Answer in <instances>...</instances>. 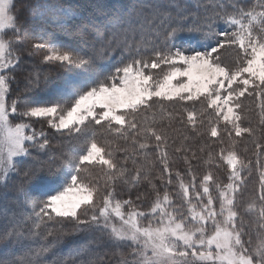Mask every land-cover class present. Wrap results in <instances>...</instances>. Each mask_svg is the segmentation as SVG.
Segmentation results:
<instances>
[{"label": "snow or ice", "instance_id": "obj_1", "mask_svg": "<svg viewBox=\"0 0 264 264\" xmlns=\"http://www.w3.org/2000/svg\"><path fill=\"white\" fill-rule=\"evenodd\" d=\"M13 7V0H0V177L3 178L0 187L7 189L9 177L15 175L22 177L13 194L16 200L28 196L23 181L35 180L37 191L35 205L27 216L5 202L8 193L0 201L3 217L0 239L5 247H19L30 236L47 239L53 236L49 222L58 223L70 217L75 218L77 230L106 231L109 243L114 246L129 242L138 246L139 250L133 248L137 259L129 260L118 253L116 264H176L177 256L183 264H264V172L260 174L258 195L239 209L237 194L245 186L242 173L247 170L250 175L251 171L250 161L238 154L233 137V133L235 137H243L245 133L254 137L259 131L251 121L242 127L245 121L234 108L241 109L240 97L246 92L264 94V0H256L251 6H245L243 0L228 3L212 0L193 6L188 0H142L108 21L107 35L92 30L100 44L90 56H82L56 42L32 44V48L46 51L42 63L103 66L109 55L118 52L119 66L102 79L65 81L55 88L58 99L51 101L29 99L47 79L34 71L25 78L24 107L20 111L19 97L11 103L7 101L15 77L6 73L21 61L14 47L28 33L21 30L22 22L18 14H12ZM9 30L15 34L14 39L6 38ZM178 37L183 39V46L176 48L174 42ZM234 46L240 52L229 55ZM28 55L31 56L30 51ZM161 65L167 66L168 71L155 79L150 71H145ZM178 77L186 79L174 85L172 82ZM165 101L200 103L201 112L211 109L215 118L206 130L208 135L219 137L218 126L223 121L224 132L232 143L227 155L223 148L218 154L230 169L229 182L222 185L209 171L197 183L196 177L190 175L191 170L186 169L190 175L186 184L177 170L175 178L182 201L175 207L168 192L165 190L161 196L156 188L152 179L155 165L149 160L148 150L158 152V162L165 174L159 178L167 188L172 184L173 172L169 167V138L163 122L167 120L170 124L179 118L182 125L200 129L204 121L201 115L198 123L197 109L192 106L182 108L174 117L172 112L163 110ZM153 107L160 109L159 114L153 112L151 119L143 115ZM10 116L20 117V122L13 124ZM32 121H43L56 131L67 130L80 137L82 143L60 160L67 180L57 168L50 166V161L33 156L26 146L31 145L39 154L49 144L46 133L42 129L37 132ZM259 123L264 125V104L260 106ZM96 125L100 126L99 130ZM105 135L131 142L130 148L120 149L125 153L122 161L114 159L110 142L100 139ZM255 146L258 150L264 147L260 143ZM183 150V145L174 149L176 153ZM211 159L210 153L209 163ZM129 160L133 165L131 170L127 167ZM185 162L190 163L186 157ZM89 167L105 169L102 192L89 174ZM117 182L130 189L146 182L156 193L148 212L136 209L131 196L127 200L115 199ZM212 190L218 194L216 198ZM73 191L80 195L70 200L68 193ZM96 195H100L102 204L98 213L89 216L88 212L95 208ZM140 199L137 195L136 200ZM82 206H87L80 213L85 219L78 215ZM125 206L130 210L125 212ZM245 214L252 219L246 221ZM148 215L156 217V226L152 222L148 226L140 224L139 218ZM113 217L119 218V226L111 222ZM190 224L196 226L188 227ZM253 235L257 237L255 245ZM58 241L56 237L55 242ZM177 244L184 250L177 251ZM198 247L202 250L197 251ZM49 254L57 255L54 242L29 248L22 262L13 259L11 264H44L42 258ZM69 254L80 257L79 264H113L105 258L107 253L90 243L71 248ZM189 256L191 260L186 259ZM0 264L5 261L0 259ZM53 264L64 262L56 260Z\"/></svg>", "mask_w": 264, "mask_h": 264}, {"label": "rangeland", "instance_id": "obj_2", "mask_svg": "<svg viewBox=\"0 0 264 264\" xmlns=\"http://www.w3.org/2000/svg\"><path fill=\"white\" fill-rule=\"evenodd\" d=\"M105 0H13L14 7L12 8V14H18L19 16V22H22V28L21 30L23 32L28 33L27 37L23 40V42L19 45H16L14 47V51L21 55L22 59L21 61L15 66L14 69L10 70L6 74H9L11 76L15 77V82L11 83L10 87V93L7 97L8 103H11L12 100L20 98L17 101V108L18 111L22 110L24 107L23 99H24V92L23 89L25 87V78L28 77V75L34 71L40 72L42 75H46L47 79L41 84L39 90L35 93L38 94L40 90L43 88L44 91H50L48 92L47 96L50 100H57V94L55 92L56 86L63 84L67 80H73V82L77 81H83L88 80L92 81L97 79H102L100 76L105 75L109 73L114 67L119 66L117 63L116 57H118L119 53L117 52L115 55H109L107 60L104 61L103 66L101 65H95V66H84L80 64H59V63H42V57L46 54V51L44 49H34L31 47L32 44L40 43V44H50L52 42H56L57 44L64 45L68 49L75 50L79 53L78 49L76 48L79 45H84L87 47H91L93 50L96 45L100 43V40H96L97 38L92 35V30H97L98 32L103 31L105 29V21L106 16L111 13L115 5H119L118 3L109 2L107 4L104 2ZM127 3H134V0H123ZM250 2L252 0H243L244 5L248 4L247 2ZM90 2L86 8H83L82 3ZM142 2V1H141ZM206 2H212V0H188V3L190 6H193L197 3H206ZM215 2L219 3H228L229 0H215ZM256 0L249 3L248 6H251L253 3H255ZM136 5V4H135ZM231 10V9H229ZM103 22V23H102ZM93 23H102L105 25L97 28L92 26ZM220 27H223V25H220ZM80 37L83 38V40L77 42V38ZM6 38L14 39L15 34L12 33L10 30L6 33ZM139 40V37L136 38ZM78 43V44H77ZM183 46V39L178 37L174 42V47L179 48ZM91 50V52H93ZM31 52V56L28 55V52ZM222 52L224 50H221ZM240 50L236 48L235 46L233 49L229 50V55H235L239 53ZM80 54V53H79ZM88 56V55H86ZM222 59H224V56H222ZM109 63H108V62ZM108 63V65L106 64ZM103 68H107L108 70L106 73H102L101 70ZM146 72H151L153 75V78L160 76L162 72L168 71L167 66L161 65L160 68L157 69H146ZM23 78V80H22ZM186 78L178 77L177 80H174L172 83L174 85L178 83H182L185 81ZM235 87V85H233ZM259 91V90H257ZM249 92H251V88H249ZM32 94V95H33ZM29 99H32L31 96ZM155 99V98H154ZM253 103H255V108H258L257 114L260 118V106L264 104V94L262 95H256L253 93L252 95H249L248 92L245 93L243 97H240V105L241 109H235L234 111L238 112L242 120H244L245 124H248L247 121H250L249 117L252 113H249L250 109L253 106ZM178 105V104H177ZM192 106L197 109V117L199 118L203 117V112H201V104L196 103L192 104L191 102H185L183 107ZM182 107V108H183ZM179 106H176L175 104L171 102H164L163 110L165 112H172L174 117L177 116L176 113L181 112ZM211 110V109H210ZM100 109L97 108V112H99ZM155 112L159 114L160 109L158 107H153V109L147 113H144L143 115H146L149 119L152 118V113ZM211 115L212 114L211 110ZM10 120L13 124L20 122V117L18 116H10ZM173 120H176L173 119ZM169 124L167 120L163 122V127H168V131L166 130V134L170 140L176 141L173 137V134H170V128L176 126L178 128L179 124H174V121ZM32 127L37 131H41V129L46 133L47 138L49 140V144L46 149H44L39 154L33 149L31 145H26L29 147L30 151H32L33 156H37L45 161H50V166L57 168L64 176L65 180H67V175L64 170L63 165L60 164V160L62 158H65L67 155L72 154V149L78 147L82 142L80 140V137L76 133H70L67 130H61L56 131L52 129L47 123L43 121H32ZM102 123H104L102 121ZM222 124H224L223 121H221ZM244 123L241 124L242 127L244 126ZM98 130L100 129L99 125L95 126ZM181 136V132H180ZM113 139H120L112 135H106L100 137L101 140H108L109 138ZM108 138V139H107ZM123 141V139H121ZM169 140V141H170ZM42 142V141H41ZM172 142V141H170ZM131 146V142H128ZM118 143H112L110 142V148L114 153V159L120 161L118 158L119 154L122 152L118 149ZM114 146V147H113ZM149 151V158L151 156L152 152L156 151ZM158 154V152H156ZM151 162L155 165H157V161L152 158ZM156 165L153 167V169L156 172ZM17 167H19V164H17ZM89 174L93 178V180L98 182V187L101 189V192L103 191L106 175H105V169L102 168H91L88 169ZM202 178V176H201ZM3 178L0 177V180ZM22 182L21 176H15L11 175L8 179V187L7 189L0 187V201L5 200V193H8L6 197V203L14 210L19 212L23 216H27L31 213L34 205H35V191H37L35 185V180L33 181H23L24 183V189L25 191L28 190V196L27 198H24L22 200H16L15 196L13 195L15 193L16 185L20 184ZM125 185V184H124ZM65 186H67V183H65ZM115 186H120L118 183ZM126 186V185H125ZM117 190V187H116ZM80 193L73 191L68 193V199L74 200L79 197ZM218 195V194H217ZM182 201V196H181ZM196 203V202H194ZM101 199L100 195L94 196V205L95 208L88 212V215H92L94 212L98 213L99 208L101 207ZM218 207V202L217 205ZM87 206H82L80 210H78V215L83 211V209ZM130 209L128 206H125L124 211L127 212ZM142 212H148L139 210ZM169 211H172V208H169ZM81 219H85L86 217L80 215ZM246 221L251 220V218L247 217L245 218ZM3 217L0 216V237L3 235ZM112 223H115L117 226L120 225V221L118 217H113ZM139 222L142 226H148L150 222H152L153 226H156V217L152 215H148L146 218L141 217L139 218ZM196 225H188V227H195ZM49 228L53 231V236L47 237V239H41L35 236H30L26 240L22 241V243L26 244V247L29 248H37L41 245H46L49 242L55 243V251L57 255L52 256L49 254L48 256L43 257L44 264H53V261L60 260L63 261L64 264H79L80 257H72L70 256L69 252L70 249L79 245V244H85L90 243L96 246L97 250L101 252L107 253L106 259H111L113 264H116V261L119 259L118 253H122L124 257H126L129 260L137 259V257L133 254V248H137L139 250L138 246L132 244L131 242L126 244H121L119 247L114 246L109 243L107 239V232L104 231H98L95 229H84L81 228L80 230H77L76 227V220L75 218H62L61 222L53 223L49 222ZM207 231L210 234L212 231V226L209 223L207 225ZM59 237V241L55 242V238ZM247 238V237H246ZM252 242L253 245L257 242V237L255 235L252 236ZM4 245V242L2 239H0V247ZM5 246V245H4ZM14 246V245H13ZM183 246L181 244H177V251H183ZM199 247L197 248V251H201ZM190 251V250H189ZM151 255V252L148 253ZM191 260V256L188 258ZM3 260V259H2ZM5 260V259H4ZM171 264V262H169ZM176 264H183L182 259L177 256L176 257ZM195 264H199V262H195Z\"/></svg>", "mask_w": 264, "mask_h": 264}, {"label": "trees", "instance_id": "obj_3", "mask_svg": "<svg viewBox=\"0 0 264 264\" xmlns=\"http://www.w3.org/2000/svg\"><path fill=\"white\" fill-rule=\"evenodd\" d=\"M115 1H116L115 3H118L119 5L118 6L115 5L111 13L106 16V21H105L106 24L108 23V21L112 20L116 16L132 8L133 5L141 3L142 0H134L135 2L132 4L124 2L123 0H115ZM104 2L109 4V2L114 3V0H105ZM250 2L248 1L247 2L248 4H246V6H248ZM89 3L90 2L82 3L83 5L81 6H83V8H86L88 5H90ZM102 23L100 24L93 23L92 26L99 28L102 25L103 26L105 25V23L104 24ZM99 33L101 35H107L105 29L101 32L99 31ZM82 40H83L82 37H80L79 39L77 38V42L80 41L81 43ZM96 40H98L99 42L98 38ZM98 46L99 45L97 44L96 47ZM76 48L78 49L80 55L82 56H86V55L90 56L92 54L91 47L78 44ZM108 63L106 64L108 65ZM107 70H108L107 68H103L101 72L105 74ZM102 77L103 76L101 75L100 78ZM97 78L98 77H96V79ZM48 92L44 91V89L42 88L40 92H38V94L35 95L33 94L31 98L35 97L43 101H51L47 96ZM175 105L181 107L180 108L181 111L184 104H178V105L175 104ZM255 106H256L255 103H253V106L250 109L248 115L252 113L249 119L251 121L252 126L256 129H259L257 134L253 137L245 133L243 134V137H235V134L233 133V137L236 140V149L238 150V154L246 162L250 161L249 169L251 171L250 175L248 174L247 170L244 173H242V176L245 179V186L242 188L241 193L237 194V206L239 209H243L248 202H250L255 196L258 195L260 174L264 172V147L258 150L255 146L256 143H260L262 146H264V125H260L259 123L260 118L256 111L258 108H255ZM180 113L181 112H178L176 114H180ZM213 119L214 118L211 115V110L205 109V112L203 114V121H204L203 128L192 129L186 124L182 125L180 123L179 118L173 120L174 124H179V126L178 128L174 126L169 130L170 134H173V137L176 141L169 139L170 141H172V142L169 141V146H168L169 160L171 161L169 167L173 172V178H172V184L170 186H167V188H165L164 183L159 178L165 174L163 173V169L158 162V154L156 152L151 153L150 158H152L153 161L154 160L157 161V165L155 164L156 172L154 169H152V179L156 185V188L159 190L161 196L163 195L165 190L168 192L171 200L173 201V207L179 206L181 204V190L178 186V181L175 178V172L177 170L182 174L184 178V182L186 184L190 182V175L195 176L198 183L199 180L201 179V176L207 174V172L209 171L213 173L214 179L217 182L221 183L222 185L227 184L229 182L228 178L230 175V169L228 168L226 161L223 160V158L220 157L218 154L220 153V150L223 148L224 154L227 155V152L232 149L231 139L225 134L223 127L224 124H222L221 122L220 125L218 126V131L220 132V136L211 137L210 135H208L206 130L210 127V121ZM244 126H248V124L244 123ZM165 129L167 130L168 127H166ZM180 132H181V136H180ZM197 132H199V134H197ZM108 141L115 144L117 142L118 145L116 146H118L119 150L125 147L130 148V145L128 143L129 141L126 143L124 140L122 141L121 139H116V138L113 139L112 137L109 138ZM181 145H183L184 150L180 153H176L174 149L181 147ZM150 150L153 151L151 148ZM210 153L212 156L211 163H209ZM124 156L125 153L122 151L118 156L120 161L124 159ZM185 157L187 158V161H190V163L185 162ZM150 158L149 160L151 161ZM127 167L130 170L132 169L133 165L131 163V160L128 161ZM186 169L191 170L190 175L186 173ZM118 183L120 184V186H115V189L117 187V190L115 191V199L127 200L131 196V199L134 202L133 206L136 209L143 211L149 210L151 204L154 202L156 193L152 191L151 187L146 182L132 189H130L127 185L125 186L123 183L120 182H117L116 185ZM25 192L28 193V190H26ZM137 195L141 196L140 200H136ZM212 195L214 198L217 197V193L215 190H212ZM194 202L196 201L193 200V203ZM247 217L252 219V217L249 214H245L244 219ZM4 245L0 247V259L3 260L5 259L4 260L5 264H11L13 259L22 262L24 256L27 255L28 253V248L26 247L25 243H21L19 247L14 245L6 248Z\"/></svg>", "mask_w": 264, "mask_h": 264}]
</instances>
